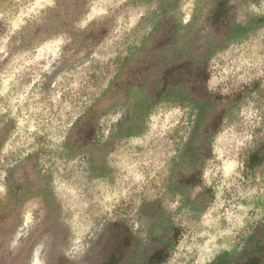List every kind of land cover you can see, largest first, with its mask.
Here are the masks:
<instances>
[{
	"label": "rangeland",
	"instance_id": "obj_1",
	"mask_svg": "<svg viewBox=\"0 0 264 264\" xmlns=\"http://www.w3.org/2000/svg\"><path fill=\"white\" fill-rule=\"evenodd\" d=\"M253 256L264 0H0V264Z\"/></svg>",
	"mask_w": 264,
	"mask_h": 264
},
{
	"label": "trees",
	"instance_id": "obj_2",
	"mask_svg": "<svg viewBox=\"0 0 264 264\" xmlns=\"http://www.w3.org/2000/svg\"><path fill=\"white\" fill-rule=\"evenodd\" d=\"M164 252H165L164 249L156 251L151 257L152 260L154 261L159 260V257L163 255ZM237 264H261V259L257 256H253V257L248 258L245 262L237 263Z\"/></svg>",
	"mask_w": 264,
	"mask_h": 264
}]
</instances>
